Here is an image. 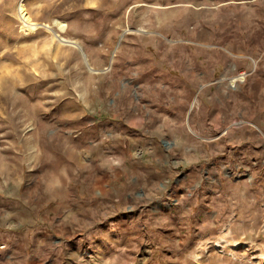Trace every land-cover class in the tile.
Wrapping results in <instances>:
<instances>
[{"label":"rangeland","instance_id":"374dc122","mask_svg":"<svg viewBox=\"0 0 264 264\" xmlns=\"http://www.w3.org/2000/svg\"><path fill=\"white\" fill-rule=\"evenodd\" d=\"M0 264H264V0H0Z\"/></svg>","mask_w":264,"mask_h":264},{"label":"crops","instance_id":"0c3cea01","mask_svg":"<svg viewBox=\"0 0 264 264\" xmlns=\"http://www.w3.org/2000/svg\"><path fill=\"white\" fill-rule=\"evenodd\" d=\"M140 120V117L138 116H132L129 119V131H132V127L133 125H137V123ZM137 150V149H135ZM105 155H103V157H100V162L103 163H110V166H112L113 168H122L109 175H103V179L105 180H110L113 177V180L118 181L122 180L120 178V174L123 172V174H125L127 176V171L130 170H134V169H141L142 167H145L148 157H130L132 154L135 155V153H132L131 155H129V159L128 157H115V154H111L109 151H105ZM138 154V152H137ZM140 154V153H139ZM135 156H139V155H135ZM114 163H118V164H114ZM102 168L107 169V167H105L103 164H101ZM125 167V168H124ZM132 178H129V181H131ZM105 183V182H103ZM134 184H136V181L134 180ZM115 189V188H114ZM111 189V190H114ZM87 190V189H85ZM111 191L106 192L104 191V189H99L94 191V199L96 200L95 202H98L96 205H92L90 207V214H89V219H90V224L94 225V220L95 217H99L98 221L101 219L102 221H105L107 224H111L112 225H117L118 221L121 219L123 215V213L120 211L121 208H123V204H116L115 202H117V200H123L122 197V192H115L114 196L112 198H114L115 201H110L109 199L107 200H100L101 197H110L111 195ZM91 194V192L89 190L86 191V194L83 196L82 199H86L89 195ZM130 195L129 193H127V197L128 198ZM123 203V202H122ZM92 204V203H91ZM129 208V205L127 204L126 209ZM107 210H109V212H107ZM67 216H69V214L66 213ZM73 216H75L76 218L78 216H80L78 213H75ZM65 218H61V220H63ZM126 220L129 224V217H126ZM90 235H94V231L90 230ZM93 237V236H92ZM49 243H50V248L51 249H55V248H61L63 246V242L65 241V238H63L62 236H56L53 237L52 240L49 239ZM56 242V243H55ZM61 246V247H60Z\"/></svg>","mask_w":264,"mask_h":264},{"label":"bare ground","instance_id":"6f19581e","mask_svg":"<svg viewBox=\"0 0 264 264\" xmlns=\"http://www.w3.org/2000/svg\"><path fill=\"white\" fill-rule=\"evenodd\" d=\"M25 8H24V5L22 4V3H20L19 5H18V11H19V13H20V15L22 16V18H23V20L27 23L26 24V26H28V27H32V22H30V18H29V16L26 14V12H25V10H24ZM162 24H165L164 22H159V25H162ZM58 25H59V27L61 28V29H64V23L63 22H58ZM158 29V28H157ZM159 29L160 30H165V27L164 26H161V27H159ZM166 31V30H165ZM163 32V34H174V32L173 31H169V30H167L166 32ZM235 80H236V77H233V78H231V82L232 83H234L235 82Z\"/></svg>","mask_w":264,"mask_h":264}]
</instances>
